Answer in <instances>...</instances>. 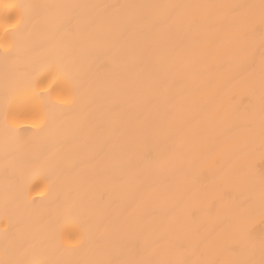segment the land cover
<instances>
[{"label":"bare ground","instance_id":"1","mask_svg":"<svg viewBox=\"0 0 264 264\" xmlns=\"http://www.w3.org/2000/svg\"><path fill=\"white\" fill-rule=\"evenodd\" d=\"M260 5L0 0V260L259 259Z\"/></svg>","mask_w":264,"mask_h":264},{"label":"snow or ice","instance_id":"2","mask_svg":"<svg viewBox=\"0 0 264 264\" xmlns=\"http://www.w3.org/2000/svg\"><path fill=\"white\" fill-rule=\"evenodd\" d=\"M35 6H25V5H5V11L7 12L8 8H14L18 12V19L15 24L12 25L13 28L20 30L27 27L28 23V16L29 14L24 11L25 8ZM261 26L264 27V0H261ZM32 18H36V14H32ZM264 35V33H262ZM7 51V49H5ZM67 100H62L61 103H67ZM262 130H264V118H262ZM264 161V158H262ZM261 224H264V205L261 207ZM254 224L249 223L239 235L233 237L228 242V252L229 254L234 257L233 259L228 260H205L199 262V264H264V232L261 233L259 238V250H260V257L259 259L255 258V241L256 237L254 234ZM79 242H70L68 244V249L74 248ZM245 250L247 253V258H239L245 255ZM0 264H25L22 261L16 260H0ZM27 264H51V262H39V261H31L27 262ZM86 264H110L108 261H89Z\"/></svg>","mask_w":264,"mask_h":264}]
</instances>
